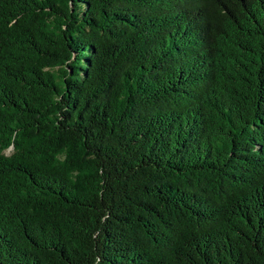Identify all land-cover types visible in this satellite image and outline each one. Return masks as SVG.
Returning <instances> with one entry per match:
<instances>
[{"label": "trees", "instance_id": "1", "mask_svg": "<svg viewBox=\"0 0 264 264\" xmlns=\"http://www.w3.org/2000/svg\"><path fill=\"white\" fill-rule=\"evenodd\" d=\"M0 264H264V0H0Z\"/></svg>", "mask_w": 264, "mask_h": 264}]
</instances>
